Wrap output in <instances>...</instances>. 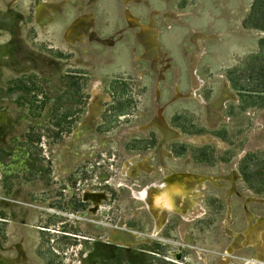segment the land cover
Segmentation results:
<instances>
[{
  "label": "rangeland",
  "instance_id": "374dc122",
  "mask_svg": "<svg viewBox=\"0 0 264 264\" xmlns=\"http://www.w3.org/2000/svg\"><path fill=\"white\" fill-rule=\"evenodd\" d=\"M254 2L0 0V264L264 262ZM171 171L207 181L152 236L129 188Z\"/></svg>",
  "mask_w": 264,
  "mask_h": 264
},
{
  "label": "bare ground",
  "instance_id": "6f19581e",
  "mask_svg": "<svg viewBox=\"0 0 264 264\" xmlns=\"http://www.w3.org/2000/svg\"><path fill=\"white\" fill-rule=\"evenodd\" d=\"M128 19L130 22L134 23V19L131 16H128ZM202 176L203 175H196L190 172L171 171L170 175H163L159 180L153 182L148 186H145L144 189L145 199L152 213L153 223L155 224V229H153L154 234L157 235L158 233H160L167 224L169 216L177 214L178 213L177 211L180 210L178 205L176 204L177 198H181L182 200H185L186 198L190 197L189 202L191 203V205L193 207L197 206L198 200L195 195L196 191L195 192L192 191L193 190L192 187L194 185H203V183L207 181L206 180L207 178H204ZM85 195H87L85 201H89L94 204H97L98 201L94 198L95 194L85 192ZM253 199L251 201H254ZM251 201H247V202H251ZM259 221L260 224L264 225V218H260ZM250 233L252 234V231ZM260 235L261 238L264 239V228L260 231L259 236ZM232 246L234 247L233 244ZM236 248L227 249L225 254L228 256L234 255L236 252ZM245 264H264V262H261L256 258L246 261Z\"/></svg>",
  "mask_w": 264,
  "mask_h": 264
},
{
  "label": "trees",
  "instance_id": "16d2710c",
  "mask_svg": "<svg viewBox=\"0 0 264 264\" xmlns=\"http://www.w3.org/2000/svg\"><path fill=\"white\" fill-rule=\"evenodd\" d=\"M255 15H260V22H262V25L260 26H255L256 28H259L260 30H262L264 32V0H255V2L253 3V5L251 6V12H250V16L249 19L251 20L252 18H254ZM264 46V39L261 41V47ZM132 247H128V248H122V247H115V253H116V257L111 259L112 263H118V264H122V263H128L129 260L126 259H122L120 260V254L124 253L126 251L127 254H130L133 252ZM155 250L158 249H154V250H147L149 251V253H144L142 256L144 257V261L147 260H153L155 258L152 257V253H157Z\"/></svg>",
  "mask_w": 264,
  "mask_h": 264
},
{
  "label": "water",
  "instance_id": "95a60500",
  "mask_svg": "<svg viewBox=\"0 0 264 264\" xmlns=\"http://www.w3.org/2000/svg\"><path fill=\"white\" fill-rule=\"evenodd\" d=\"M129 189H130V191L132 193V196L134 198H136L138 200H141L143 202L144 209L147 211V213L149 214V216L151 218H153L152 213H151V211H150V209L148 207V203L146 202V199H145V195H144V189H145V187H143L140 191H135V190H133L131 188H129ZM138 194H140V195H138ZM86 198H87V195H85V192H83V200L85 201ZM94 198L99 202V201L105 199L106 198V195L103 194V193H96V195H94ZM96 209H97L96 207H93V210H96ZM153 229H155V224L154 223H153ZM152 236H156V234H154L152 232Z\"/></svg>",
  "mask_w": 264,
  "mask_h": 264
}]
</instances>
